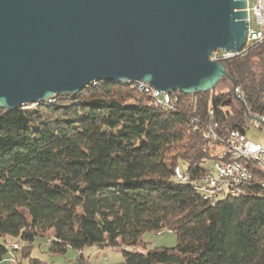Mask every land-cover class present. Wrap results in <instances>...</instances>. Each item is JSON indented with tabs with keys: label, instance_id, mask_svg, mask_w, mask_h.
<instances>
[{
	"label": "trees",
	"instance_id": "16d2710c",
	"mask_svg": "<svg viewBox=\"0 0 264 264\" xmlns=\"http://www.w3.org/2000/svg\"><path fill=\"white\" fill-rule=\"evenodd\" d=\"M224 63L247 109L264 114V46ZM220 82L228 92H171L178 100L169 108L133 82L97 81L54 102L0 109V264L11 253V264H43L31 255L38 238L51 254L116 248L120 264H264L262 172L216 200L175 172L204 175L218 159L205 132L211 122L225 132L245 123L231 82ZM165 230L177 244L147 249L143 235Z\"/></svg>",
	"mask_w": 264,
	"mask_h": 264
},
{
	"label": "water",
	"instance_id": "95a60500",
	"mask_svg": "<svg viewBox=\"0 0 264 264\" xmlns=\"http://www.w3.org/2000/svg\"><path fill=\"white\" fill-rule=\"evenodd\" d=\"M248 25L247 0H0V109L97 81L191 95L227 78L238 100L210 57L241 51Z\"/></svg>",
	"mask_w": 264,
	"mask_h": 264
},
{
	"label": "built area",
	"instance_id": "2783aa9c",
	"mask_svg": "<svg viewBox=\"0 0 264 264\" xmlns=\"http://www.w3.org/2000/svg\"><path fill=\"white\" fill-rule=\"evenodd\" d=\"M248 10V33L246 36L245 46L241 51L235 53L225 49H216L211 53V59L216 61L225 62L237 55H243L253 46H264V0H247ZM146 92L151 93L153 103L159 105H175V101L178 100L174 96H167V92H161L149 85V90ZM237 96H239V102L244 101V95L237 87L235 90ZM245 102V101H244ZM210 114H214V110H210ZM220 124L217 121L211 122L205 127L206 135L219 134L221 137V144L215 151L218 159L214 160L210 166L209 176H196L189 177L184 176V171L180 173V182H186L189 180H196L198 183L208 186V193H210V200H213L218 195L214 191L215 182H223L226 185V192L233 191V184H237L238 180L254 179L255 170L258 169L257 165L254 166H242L241 158L245 155H253L259 160H264V142H256L247 136V132L254 130L256 132H264V114L259 112H251L247 110L246 121L241 128L230 130L225 132V128L220 131ZM229 158H236L239 161V168L229 167ZM262 172V178L260 181H264V169H258ZM163 233L159 232V235ZM11 247L17 249L19 243L14 242ZM10 261L15 260V256L11 253ZM108 257V256H107ZM9 261V262H10Z\"/></svg>",
	"mask_w": 264,
	"mask_h": 264
},
{
	"label": "rangeland",
	"instance_id": "374dc122",
	"mask_svg": "<svg viewBox=\"0 0 264 264\" xmlns=\"http://www.w3.org/2000/svg\"><path fill=\"white\" fill-rule=\"evenodd\" d=\"M135 89V88H134ZM137 92L139 93H142V94H145V95H151L150 92H146L144 90H137ZM228 92L229 91V86L227 83H223V82H220L217 84V86L214 88L213 91H209L211 94L213 93H217V92ZM230 99V96L229 98ZM233 99V98H232ZM151 101L153 103V98L151 97ZM239 101V100H238ZM238 101H232L230 103V110L233 111V109L236 107L238 108L239 107V103ZM247 136L256 141V142H264V132H261V131H254V130H251V131H248L247 132ZM212 145V144H211ZM212 151L213 153L215 154V151L217 150V147L213 146L212 145ZM183 168L186 167V164L182 163L180 164ZM10 238V237H9ZM11 239V238H10ZM143 239L144 241L147 243L146 247L147 249L149 248H153V247H161V246H166V247H173L177 244V236L175 234V232L173 230H165L163 231V233H161L159 235V233L157 234L156 232H146L144 235H143ZM42 243V239L38 238L35 242H34V251H33V255L32 256H42V252H40V246L39 244ZM42 247H45V246H42ZM144 248V244L140 243L136 249L139 250V251H144L143 250ZM104 251H109L111 253V260L110 261H104L102 262V260H98L97 263L99 264H109L113 261H116V259L118 258V255H122L123 253H121V250L119 249H116V248H112V247H109V246H105L104 247ZM52 259L51 258H48V261L50 262ZM3 264H8L9 262L8 261H4L2 262ZM24 263H27L26 261H24ZM23 263V264H24Z\"/></svg>",
	"mask_w": 264,
	"mask_h": 264
},
{
	"label": "bare ground",
	"instance_id": "6f19581e",
	"mask_svg": "<svg viewBox=\"0 0 264 264\" xmlns=\"http://www.w3.org/2000/svg\"><path fill=\"white\" fill-rule=\"evenodd\" d=\"M133 85L135 87H137L139 90H149V84L148 83H144V82H133ZM174 92V91H172ZM62 95V94H61ZM67 95V94H66ZM57 95L52 96L51 98H49L48 100L42 101L40 103H28L31 105H27L26 108H30L33 106H39L41 104H47L50 102H54L55 98ZM167 96H171V92H167ZM158 106H161L163 108H169L172 105H159L158 103H155ZM211 142L213 143V145L215 146H220L221 144V137L219 134H210L208 135ZM241 165L242 166H254L257 165L258 169H264V160H259V158L253 156V155H245L241 158ZM229 167L231 168H239V161L236 160V158H229ZM176 176L177 179L179 180L180 178V173L182 172V169L178 166L176 168ZM210 174V167L208 168V171L202 175V176H209ZM184 176H189L191 177L188 173L184 172ZM253 179H245V180H238L237 184H233V191H228L226 192V185L223 182H215L214 184V191L217 194H222V195H218V197H215L214 199H220V198H224L227 197L228 195H236L240 192V188L244 183L250 182ZM188 182H192L193 186L196 187V189L202 194V196L205 199H210V193H208V186H204L200 183H198L196 180H189L183 183H188ZM262 184V187L264 188V181L260 182Z\"/></svg>",
	"mask_w": 264,
	"mask_h": 264
},
{
	"label": "crops",
	"instance_id": "0c3cea01",
	"mask_svg": "<svg viewBox=\"0 0 264 264\" xmlns=\"http://www.w3.org/2000/svg\"><path fill=\"white\" fill-rule=\"evenodd\" d=\"M39 250L40 252H42V256L39 257L42 258L43 264H99L97 263L98 260H102V262L111 260V253L109 251H104V247H100L97 245L85 247L82 250H77L69 247L64 254H51L47 251L46 247H40ZM33 251L34 248L31 251V255H33ZM48 258H51L52 260L49 262ZM28 260L29 258L26 257L22 260V263H24V261L28 262ZM123 260V254H119L116 261H113L109 264H120Z\"/></svg>",
	"mask_w": 264,
	"mask_h": 264
}]
</instances>
